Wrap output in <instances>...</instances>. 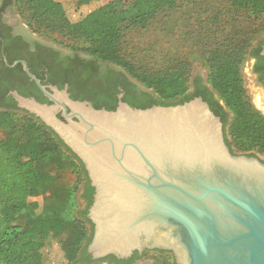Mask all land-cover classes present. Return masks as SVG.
I'll return each mask as SVG.
<instances>
[{"label": "water", "instance_id": "obj_1", "mask_svg": "<svg viewBox=\"0 0 264 264\" xmlns=\"http://www.w3.org/2000/svg\"><path fill=\"white\" fill-rule=\"evenodd\" d=\"M50 102L13 95L83 162L94 260L172 251L177 264H264V161L231 151L221 117L202 96L116 109L47 89ZM62 111V117L58 115Z\"/></svg>", "mask_w": 264, "mask_h": 264}, {"label": "trees", "instance_id": "obj_2", "mask_svg": "<svg viewBox=\"0 0 264 264\" xmlns=\"http://www.w3.org/2000/svg\"><path fill=\"white\" fill-rule=\"evenodd\" d=\"M180 1L78 0L75 11H69L63 0H17V3L25 2L30 9L29 24L35 31L32 23L35 19L57 25L83 40L65 43L66 46L94 58L82 70L71 72L64 79L73 97L88 99L97 108L116 109L117 94L134 83L112 64L147 89L142 97L125 93L123 100L135 107L169 105L178 100L183 103L202 93L199 89L190 92V56L178 57L164 67L152 69L136 65L122 50L127 30L147 28L160 15L178 8ZM211 20V32L205 33L199 51L209 67V82L233 115L229 132L232 139L226 135L227 143L238 154L264 152V116L247 100L241 72L253 40L264 32V0H224ZM203 97L216 114L221 113L210 98ZM4 108L0 109V134L3 133L0 135V264H49L45 249L53 240L60 243L65 264H77L81 253L91 261L84 245L85 240L91 239L88 209L63 217L34 215L30 207L52 182V176L39 166L55 165L60 171L76 172L77 181L68 194L75 211L76 192L88 179L83 162L40 118L17 107L16 102ZM222 117L226 126L227 117L223 113ZM93 191L88 179L85 195L91 198ZM149 251L145 250L143 255ZM153 252L154 260L149 264H177L172 251L154 249Z\"/></svg>", "mask_w": 264, "mask_h": 264}, {"label": "flooded vegetation", "instance_id": "obj_3", "mask_svg": "<svg viewBox=\"0 0 264 264\" xmlns=\"http://www.w3.org/2000/svg\"><path fill=\"white\" fill-rule=\"evenodd\" d=\"M93 59L94 58L86 52L70 48L37 33L29 24L21 19L17 11V0H0V109H5L4 107L14 102H16L17 107H19L18 101L12 93L13 91H17L23 96L34 97L40 102H50L49 98L39 88L36 81L28 75L22 60L27 62L29 70L47 86L49 91H53L51 86H56L59 89H67L70 96L74 98L69 83L64 79L71 72L82 70V67H85V65ZM112 66L115 67L118 72L123 71L129 81L134 83L128 86L126 91L124 89L120 91V93H123V97L126 92L130 97H142L144 92H148L140 82L129 76L120 67L114 64H112ZM244 68L246 69L244 70ZM242 77L246 93L250 96L253 103L254 101L252 98L254 94H252V90L258 93L259 96L254 108L264 116V36L254 43L248 54L243 66ZM60 83H63L62 86ZM197 89L202 91V93L197 96L203 97L206 95V97L210 98L215 103L218 110L221 112L217 114L221 117L225 126L222 113L227 117V120H229L231 112L209 82L208 75L200 70L191 78L190 92H194ZM120 93L117 94V97ZM174 103L180 102L178 100L173 102V104ZM58 115L62 117V111H59ZM246 155L259 157L256 153ZM261 160L264 161V159ZM88 179L82 184L79 193V199L83 202V206L80 210H89L91 199L93 200L94 191L91 193V198L85 195ZM89 185L92 186L90 179ZM88 226H91L90 235H92V222L88 223ZM85 245L87 246V244ZM135 252L136 251L124 260L112 256L94 260L91 256V261H88V258L81 253V260L78 263L91 264L95 261H104L108 264H135L144 254V252H138V255H134ZM88 255L91 254L86 252V256Z\"/></svg>", "mask_w": 264, "mask_h": 264}, {"label": "rangeland", "instance_id": "obj_4", "mask_svg": "<svg viewBox=\"0 0 264 264\" xmlns=\"http://www.w3.org/2000/svg\"><path fill=\"white\" fill-rule=\"evenodd\" d=\"M69 11L77 9L78 0H63ZM108 2L110 0H103ZM131 0H122L127 3ZM224 0H181L180 6L167 14L160 15L153 20L147 28L133 27L125 32L122 42L123 53L131 59L136 65L158 69L164 67L181 56H190L191 78L198 71H203L208 75L209 67L202 58L200 47L203 44L202 38L211 31L209 25L212 24V17L214 11L222 4ZM17 11L21 19L29 24L32 20V13L25 2L17 3ZM37 33L45 36L53 41H61L62 43H80L82 39L74 37L66 30L57 25L42 22L40 20H33ZM30 25V24H29ZM39 27V28H38ZM264 33V32H263ZM261 33V37L264 34ZM258 36V37H260ZM255 38V43L259 38ZM60 43V42H59ZM66 45V44H65ZM254 45V44H253ZM246 56L244 63L247 59ZM246 68H244L245 70ZM246 92V91H245ZM253 101L246 93V98L249 103L254 106L257 103L258 93L252 90ZM233 115L226 125L225 131L228 139H232L230 135L231 120ZM1 133L0 135H2ZM261 159H264V152L254 151ZM40 170L46 171L52 176V182L46 188V193L38 199L30 203L31 212L34 215L44 216H63L70 217L77 215L83 206V202L79 199V193L82 185H79L77 196V204L75 211L72 209V200L68 195L69 190L74 187L76 183V172L60 171L55 165H40ZM75 207V206H74ZM73 212V213H72ZM89 227V236L91 233V226ZM88 240V239H87ZM85 240L84 245L87 244ZM153 250L135 264H149L154 260ZM45 257L49 264H65L66 258L58 240H53L48 243L45 249ZM80 264V263H77ZM91 264H108L104 261H95Z\"/></svg>", "mask_w": 264, "mask_h": 264}]
</instances>
